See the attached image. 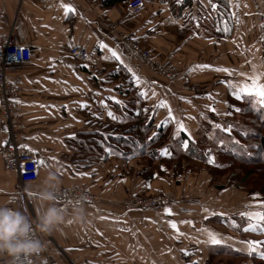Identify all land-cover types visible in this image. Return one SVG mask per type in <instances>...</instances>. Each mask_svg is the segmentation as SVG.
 I'll return each mask as SVG.
<instances>
[{"label": "crops", "instance_id": "0c3cea01", "mask_svg": "<svg viewBox=\"0 0 264 264\" xmlns=\"http://www.w3.org/2000/svg\"><path fill=\"white\" fill-rule=\"evenodd\" d=\"M170 2L144 0L140 12L131 15L125 2L110 6L102 0H0V36L9 34L31 51L28 62L6 69L9 80L20 87V145L38 160L37 179L25 185L27 199L38 216L37 189L48 172L56 174L59 187L81 185L93 195L90 202L57 201L68 207L81 204L86 219L41 233L46 252L15 260L0 254V264H248L252 259L240 256L235 261L217 259L212 249L226 247L246 257L243 248L254 251L264 245L260 181L243 176L235 184L233 173L216 172L225 171L217 159L220 142L235 140L234 129L256 103L255 97L237 100L233 92L251 84L253 76L259 75L264 84L258 26L264 0H226L227 16L213 0H176L173 8ZM65 4L75 11L66 12ZM121 35L177 65L180 76L167 82L151 72L126 50ZM74 46L86 48V60H71L68 51ZM108 49L132 68L140 84ZM162 101L167 107L159 106ZM137 115L142 123H151V134L160 125L170 135L185 134L205 160L183 153L187 139L179 147L166 139L158 146L159 156L150 161L122 159L110 146L98 145L100 137L121 131ZM179 122L187 131L179 130ZM216 124L231 126L232 131L225 133ZM6 139L7 128L0 120V204L21 210L19 175L3 164ZM180 156L198 162L208 175L186 176L192 169L184 162L176 164ZM167 191L171 203L159 209L126 204L135 195ZM242 213L248 223L240 227L234 221ZM254 232L262 237L255 239ZM213 235L223 243L212 245Z\"/></svg>", "mask_w": 264, "mask_h": 264}, {"label": "built area", "instance_id": "2783aa9c", "mask_svg": "<svg viewBox=\"0 0 264 264\" xmlns=\"http://www.w3.org/2000/svg\"><path fill=\"white\" fill-rule=\"evenodd\" d=\"M143 5L144 0H127L125 2V7L131 15L138 14ZM1 13L0 5V16ZM259 24V38L264 45V8L259 12ZM121 42L130 54L137 56L151 72L163 77L167 82L175 81L180 76L178 67L175 64L159 60L154 56L152 51L147 48L144 49L140 43L130 36L121 35ZM68 52L69 57L73 61L81 62L86 60L88 56V51L83 46H74ZM30 58L31 51L29 46L16 44L9 34L0 36V120L7 128V139L2 150V159L5 168L18 173L20 180L17 185V190L20 193L18 197L20 209L33 220L35 217L34 215L32 217V209L29 206L25 185L37 179L38 160L31 151L24 149L20 145V135L18 136L17 132L22 110L18 101L20 87L15 82L10 81L6 74V69L9 65L22 64L28 62ZM57 195L58 201L63 202H89L93 198V195L81 185L64 188L58 187ZM139 197H132L133 202L127 201L126 204L129 207H155L163 201L171 199V194L152 196L151 198L143 199V202L139 201L141 200ZM33 235L40 239L38 230L34 231ZM43 244L44 248L42 251H45L46 244Z\"/></svg>", "mask_w": 264, "mask_h": 264}, {"label": "trees", "instance_id": "16d2710c", "mask_svg": "<svg viewBox=\"0 0 264 264\" xmlns=\"http://www.w3.org/2000/svg\"><path fill=\"white\" fill-rule=\"evenodd\" d=\"M127 0H102L103 5H114L116 3H123ZM218 10L221 14L227 16L226 0H215ZM249 108V107H248ZM135 119H129L128 125L121 131L111 132L110 135H103L100 137L98 145L102 147L106 144L111 147L112 153L116 157L122 159L129 158H147L149 161L154 160L158 155V146L169 138V133L165 127H160L151 134V123H142V117L137 115ZM240 128L233 131L234 141H228L222 144L217 153V159L222 162V168L226 170H233L234 174L240 176V173L245 177H253L262 181L258 191L261 196L260 199L264 201V109L259 106H250L246 114L243 115V120L240 122ZM187 139L188 147L183 149V153L195 158L199 161L205 160L204 152L195 145L183 133H179L173 137L174 144L178 147ZM200 143V138L196 139ZM235 216L234 218H237ZM238 226H245L248 223V218L242 216L234 221ZM259 225L263 227L264 221H259ZM235 227V226H234ZM213 254L229 253L226 247H215L212 249ZM241 253L233 255L239 257ZM256 254V253H255ZM242 256V255H241ZM245 256V255H243ZM264 259V256L261 255ZM259 257V256H258ZM257 264H264V260L258 259Z\"/></svg>", "mask_w": 264, "mask_h": 264}, {"label": "clouds", "instance_id": "9594fccd", "mask_svg": "<svg viewBox=\"0 0 264 264\" xmlns=\"http://www.w3.org/2000/svg\"><path fill=\"white\" fill-rule=\"evenodd\" d=\"M59 180L54 172H48L37 189L40 210L35 221L18 208L0 204V254L15 260L21 256L40 253L44 244L33 233H51L60 225L80 223L86 219L81 204L71 207L57 203Z\"/></svg>", "mask_w": 264, "mask_h": 264}, {"label": "snow or ice", "instance_id": "6c2138e0", "mask_svg": "<svg viewBox=\"0 0 264 264\" xmlns=\"http://www.w3.org/2000/svg\"><path fill=\"white\" fill-rule=\"evenodd\" d=\"M179 2V0H178ZM64 9L66 12H73L75 11V9L70 5V4H65L63 5ZM101 47L103 48H108V46L106 44L101 43ZM111 52V56L113 59L119 61L122 65H124V68L126 69L127 72L131 73V77L132 79L137 83L140 84V78L137 76V74L132 70V68H130L128 65L124 64V61L121 60L120 55L112 50V49H108ZM217 71H221V72H228L229 69L227 68H218L216 69ZM264 75V74H261ZM252 83L251 84H244L242 86H239V90L238 91H234L233 95L235 96V98L237 100L246 98V97H255L256 98V103L253 105V108H255V106L258 104L260 106L261 109H264V84H260L259 80H260V76H253L251 78ZM229 87H234L233 85H229ZM141 95H146V93L141 92ZM154 95V93H153ZM115 99V98H113ZM161 107H167L166 102H161V104L159 105ZM211 111L215 112L216 109L212 108ZM237 111H240L239 108H237ZM109 116H113V114L111 112L108 113ZM169 116H172V112L171 109L169 108ZM115 118V117H113ZM178 127L180 131H187L185 125L182 122L178 123ZM215 127L217 129H222L225 133L231 132V126L228 127H223L221 124H216ZM221 144H223V141L220 142ZM184 147L187 148L188 147V141L185 140L184 141ZM164 154L167 155L169 154L167 149H164ZM54 159V158H53ZM45 161L41 160L40 164L44 165ZM166 211H170L168 209H166ZM242 216H244L245 214H241ZM259 219L261 221H264V214H260L259 215ZM172 227L176 228V224L172 223ZM249 227H253V225H249ZM247 230V229H246ZM210 243L212 245H221L223 243V241L221 239L216 238L214 235L211 237Z\"/></svg>", "mask_w": 264, "mask_h": 264}, {"label": "rangeland", "instance_id": "374dc122", "mask_svg": "<svg viewBox=\"0 0 264 264\" xmlns=\"http://www.w3.org/2000/svg\"><path fill=\"white\" fill-rule=\"evenodd\" d=\"M176 0H171V2H170V5H171V8H173V3L175 2ZM213 1H215V0H213ZM264 8V2L260 5V7H259V12L262 10ZM174 11H175V9H174ZM220 16V15H219ZM258 22H259V13H258ZM258 26H259V29H260V24H258ZM143 46V45H142ZM143 48L144 49H146V47H144L143 46ZM155 56V55H154ZM156 57V56H155ZM157 58V57H156ZM142 62V61H141ZM145 65V64H144ZM146 66V65H145ZM177 66V65H176ZM147 67V66H146ZM148 68V67H147ZM149 69V68H148ZM150 70V69H149ZM148 70V71H149ZM150 74V73H149ZM151 75V74H150ZM162 79L163 80H166V79H164L163 77H162ZM173 82V81H172ZM21 119V118H20ZM175 135H177V133H174V134H172V135H170L169 134V140L173 143V137L175 136ZM177 160H175V161H178V163H176V164H179V163H181V162H184V164H186L187 166H189V167H191V173L189 172V170H187V172L185 173L186 174V176L187 175H192V177H199V175H200V177L202 178V176L203 175H205V176H207L208 175V173L207 172H204L205 170L204 169H199V163L198 162H195V161H193V160H191V159H189V158H186L185 156H180V157H178V158H176ZM180 166V165H179ZM179 166H177V167H179ZM198 166V167H197ZM175 167V166H174ZM183 167H181V169H182ZM180 169L179 168H175L174 169V171H179ZM233 170V168L231 169V170H226V171H216L217 173H218V175H221V174H226V175H229V173H231V171ZM213 173V172H212ZM233 173V172H232ZM243 173H240V176H238V175H234V173H233V176H235L234 178L235 179H233V181H232V183H237L238 182V180H240L242 177H243V175H242ZM254 178H256V176H253ZM196 181H198V178L196 179ZM259 181H260V184L262 183V181L259 179ZM248 182H251L250 180L248 181ZM257 184H259V182H257ZM247 185V184H246ZM237 186V185H236ZM17 193H18V190H17ZM167 193H169V194H171V192L170 191H167V192H165V193H159V194H144V195H135V196H140L139 198L141 199V200H139V201H141V202H143L144 200L143 199H147V198H151L152 196H156V195H162V194H167ZM20 194V193H19ZM18 194V195H19ZM134 197V196H133ZM129 201H132V199H130ZM90 202V201H89ZM133 202V201H132ZM169 203H171V199H169V200H165V201H163L162 203H160V204H158L157 206H155V207H142V206H137V207H130V208H137V209H143V210H154V209H159V208H162V207H165L166 205H168ZM29 206L31 207V204L29 203ZM31 211H32V217H33V215H34V217L36 218L37 216H36V214H35V212H34V210H33V208L31 207ZM35 218L33 219L34 221H35ZM38 236H39V238L42 240V242L43 243H45L46 244V246H47V240L45 239V237L38 231ZM254 237H255V239H260V237H262L261 236V234H257V232L255 233L254 232ZM259 237V238H258ZM243 249H245V252H243V253H247L246 254V257H241V254H240V258L239 259H252V260H250L249 262H248V264H257V262L259 261L258 259H261V260H264L263 259V257L261 256V255H263L264 256V245L263 246H256L255 247V249H254V251H252V249H248V248H243ZM48 250V249H47ZM228 251H229V253H233V251H231L230 249H228ZM256 253V254H255ZM215 258H217V259H234V261H235V259H238V258H236V257H231V256H229L228 254H223V253H219V255H213ZM254 256V257H253ZM259 256V257H258ZM253 259H255V260H253ZM225 263V262H224Z\"/></svg>", "mask_w": 264, "mask_h": 264}, {"label": "bare ground", "instance_id": "6f19581e", "mask_svg": "<svg viewBox=\"0 0 264 264\" xmlns=\"http://www.w3.org/2000/svg\"><path fill=\"white\" fill-rule=\"evenodd\" d=\"M128 208H130V207L128 206ZM47 249H48V247L46 246V250H45V251H42L41 253H44V252H46V251H47Z\"/></svg>", "mask_w": 264, "mask_h": 264}]
</instances>
